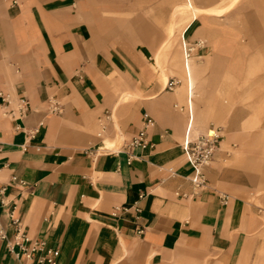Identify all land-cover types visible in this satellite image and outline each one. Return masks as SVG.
<instances>
[{
  "label": "crops",
  "instance_id": "0c3cea01",
  "mask_svg": "<svg viewBox=\"0 0 264 264\" xmlns=\"http://www.w3.org/2000/svg\"><path fill=\"white\" fill-rule=\"evenodd\" d=\"M198 2L186 33V1L173 5L182 22L154 52L111 40L103 0H0V220L9 241L13 212L30 239L60 251L57 264H255L264 246V6L245 2L235 21L234 10L216 15ZM179 27L194 48L192 110L183 58H162ZM211 128L223 140L195 195L182 144ZM142 131L153 147H127ZM0 264H21L6 242Z\"/></svg>",
  "mask_w": 264,
  "mask_h": 264
},
{
  "label": "rangeland",
  "instance_id": "374dc122",
  "mask_svg": "<svg viewBox=\"0 0 264 264\" xmlns=\"http://www.w3.org/2000/svg\"><path fill=\"white\" fill-rule=\"evenodd\" d=\"M247 1L249 0H201L197 5L215 7L216 15L234 10L236 13L234 18L237 21L240 17L239 12L246 11V7L250 6V4H244ZM258 1L261 3L257 5L258 7L264 6V0ZM177 2H184V0H103L100 7H103V15L109 22L108 27L115 33L114 36H109L111 40L119 41L120 45L129 46V48L139 46L141 49L143 45H147L156 52L166 41L169 25L174 23L178 26L182 22L180 16L173 17V5ZM180 30V27L176 29L170 45L162 50V58L169 65L174 64L178 55L182 61V46L178 38ZM255 257V264H264V246L258 248Z\"/></svg>",
  "mask_w": 264,
  "mask_h": 264
},
{
  "label": "built area",
  "instance_id": "2783aa9c",
  "mask_svg": "<svg viewBox=\"0 0 264 264\" xmlns=\"http://www.w3.org/2000/svg\"><path fill=\"white\" fill-rule=\"evenodd\" d=\"M183 51L187 61L191 58V55L194 51V48L189 44L183 45ZM177 85V82L172 81L169 84V89H172ZM51 114H60L61 106L56 101L50 102ZM26 105V104H24ZM26 110L22 109L20 114L21 117L24 116ZM189 121L192 123L191 112L189 111ZM152 125L151 121L147 122L146 128ZM36 135L35 132L30 133V139H34ZM223 136L221 130L218 128H211L205 135L190 138L189 133L185 136L182 144V150L185 154L188 164L192 168L193 174L190 176L189 181L191 182L195 195H198L201 191L207 188V179L205 170L211 165L214 161L216 153L218 152ZM127 147H135L141 149L152 148L153 145L150 144L146 139L145 131H142L137 137L131 140ZM12 181L15 182L16 178H12ZM21 185L24 182H20ZM4 188H0V204L2 207H5V198H4ZM140 198H143L141 195ZM222 205H227L230 201V197L226 194L219 196ZM135 213L138 215L141 213L139 207L134 208ZM114 215L120 211L126 212V209H116ZM11 224L16 229V235L12 241L7 239L6 231L0 220V243L6 242L8 251L12 253L17 259L21 260V264H57L58 258L60 256V251L57 249H50L46 246V243L41 240L30 239L26 234L23 233L22 223L20 220L13 217V212L10 214ZM141 235L144 233L143 230L138 231Z\"/></svg>",
  "mask_w": 264,
  "mask_h": 264
},
{
  "label": "bare ground",
  "instance_id": "6f19581e",
  "mask_svg": "<svg viewBox=\"0 0 264 264\" xmlns=\"http://www.w3.org/2000/svg\"><path fill=\"white\" fill-rule=\"evenodd\" d=\"M195 2H196V0H186V5H187L188 9L191 12V19H190V22L188 23V25L185 27V33H186L187 29L189 28V26L191 25V23L193 21H195V19H197V17H198V13H197V9H196V6H195ZM181 43H182V48H183L184 44H186V45L188 44L186 42V39H185V34L181 38ZM182 56H183L182 58H183L184 71H185V75H186V95H187L188 107L191 108V110H192L194 92H193L192 81H191V78H190V75H191L190 74V63H189V61H190L189 59L190 58L187 61V67H186V65H185L186 64V59H185L184 51H183V55ZM195 91H197V90H195Z\"/></svg>",
  "mask_w": 264,
  "mask_h": 264
}]
</instances>
